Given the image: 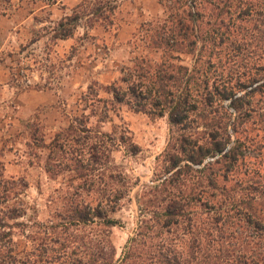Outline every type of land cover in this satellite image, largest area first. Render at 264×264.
Returning <instances> with one entry per match:
<instances>
[{
    "label": "trees",
    "instance_id": "obj_1",
    "mask_svg": "<svg viewBox=\"0 0 264 264\" xmlns=\"http://www.w3.org/2000/svg\"><path fill=\"white\" fill-rule=\"evenodd\" d=\"M160 5L133 33L119 76L88 85L66 124L35 144L57 180L55 252L61 264H264V0ZM114 8L84 1L54 22L52 38L70 37L82 15L108 27ZM122 108L166 118L169 135L150 182L133 194L136 226L116 256L113 214L139 182L113 158L140 153L127 124L113 122ZM27 188L24 177L0 172V264L30 261L12 245L13 229L25 231L17 219Z\"/></svg>",
    "mask_w": 264,
    "mask_h": 264
},
{
    "label": "rangeland",
    "instance_id": "obj_2",
    "mask_svg": "<svg viewBox=\"0 0 264 264\" xmlns=\"http://www.w3.org/2000/svg\"><path fill=\"white\" fill-rule=\"evenodd\" d=\"M47 1L50 2L37 0L36 4L43 5ZM82 1L58 0L52 6L37 8L33 15L38 17L37 20L32 16L25 28L28 40L7 58V62H11L10 79L17 87L15 90L29 93L21 100L11 102L8 111L0 116V172L5 177L22 176L28 183L23 196L27 213L17 219L25 224V231L15 227L12 242L18 260L28 257V264H61L64 260L55 252L58 234L53 224L58 218L52 217L49 202L57 180L51 179L39 164L41 157L38 159L34 154L41 156L45 150L35 144L48 142L52 134L66 124V115L75 108L74 101L88 85L95 82L109 84L119 76L120 67L130 56L129 41L133 33L141 22L161 11L160 0H84L90 5L100 2L114 6L112 24L104 27L100 22H94L87 26L86 18L91 15H82L70 37L52 38L54 22L72 14ZM7 2L9 0H0V6L9 4L5 10L8 14L20 4L19 0ZM1 12L4 9L0 8ZM99 96L106 94L100 91ZM120 116L121 119L113 116V122L122 120L127 124L140 153L129 156L120 150L113 152V158L126 168L128 175L133 180L139 179L130 193L131 203L124 202L113 214L119 219L117 225L110 227L116 256L121 255L136 226L138 210L133 194L141 184L150 182L154 158L165 148L169 135L164 117L150 118L126 108H122ZM110 128V121L103 124L104 130ZM52 218L53 224L50 223ZM45 247L48 251L43 253ZM73 247H76L79 253L76 258L79 259L81 242L74 241Z\"/></svg>",
    "mask_w": 264,
    "mask_h": 264
},
{
    "label": "crops",
    "instance_id": "obj_3",
    "mask_svg": "<svg viewBox=\"0 0 264 264\" xmlns=\"http://www.w3.org/2000/svg\"><path fill=\"white\" fill-rule=\"evenodd\" d=\"M12 1L13 0H9L7 3L11 4ZM19 1L20 4L17 7L13 8L12 6V14H8L5 11L9 4H7V6L6 4L0 6L1 9H4V12L0 13V116L8 111L11 102L21 100L22 96L29 93H25V91L22 93L21 91L15 90L17 87H15L13 81L10 79L9 65L11 62H7V58L11 54L13 55L16 53L20 46L24 45V42L28 40L25 28L37 8L41 10L46 5L52 6L56 4L58 0L54 2L50 0V2L47 1L45 4L39 6L36 4L37 0ZM82 2H84V0ZM29 5H31V7ZM37 18V16H33V19L37 20ZM38 22H41V20H38ZM32 93L35 95V91Z\"/></svg>",
    "mask_w": 264,
    "mask_h": 264
}]
</instances>
